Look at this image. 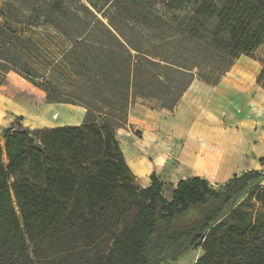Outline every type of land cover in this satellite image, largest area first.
<instances>
[{"label":"trees","instance_id":"obj_1","mask_svg":"<svg viewBox=\"0 0 264 264\" xmlns=\"http://www.w3.org/2000/svg\"><path fill=\"white\" fill-rule=\"evenodd\" d=\"M263 41L264 0H5L0 72L85 115L0 127V264H165L196 248L194 264H264L250 208L264 210V168L218 188L180 179L166 198L154 172L138 184L116 137L132 100L171 112Z\"/></svg>","mask_w":264,"mask_h":264},{"label":"crops","instance_id":"obj_2","mask_svg":"<svg viewBox=\"0 0 264 264\" xmlns=\"http://www.w3.org/2000/svg\"><path fill=\"white\" fill-rule=\"evenodd\" d=\"M263 66L259 58L242 55L216 85L194 80L166 120L162 113L147 110L140 129L145 152L131 146L121 148L142 187L150 185L152 172L170 180L172 190L180 179L188 177H201L218 188L234 175L264 168V78L260 77ZM16 105L18 110L7 109L0 115V126L13 122L4 117L9 111L14 117L22 116V125L31 129L35 106L20 102ZM75 116L81 120L84 115H70L69 119ZM163 124L178 133L173 135L178 140L174 166L168 167L166 157L160 156L163 151L152 137L157 138L158 133L153 126L159 128ZM120 129L116 131L117 138Z\"/></svg>","mask_w":264,"mask_h":264},{"label":"rangeland","instance_id":"obj_3","mask_svg":"<svg viewBox=\"0 0 264 264\" xmlns=\"http://www.w3.org/2000/svg\"><path fill=\"white\" fill-rule=\"evenodd\" d=\"M4 1L5 0H0V7ZM261 55H264V41L254 53V56L259 58V60L264 64V58ZM260 77L264 78V66ZM0 86V115L7 109L14 111L19 109L16 105V102L19 101L15 100V98L24 103L32 105L33 107L35 106V116L31 117L29 123L31 130L48 126L73 124L76 122L80 124L83 121L84 116L81 120L76 116L70 120L69 116H80V113L85 115L84 108L77 105L63 103H47L43 98V93L39 89L35 88L28 81L16 75L14 72H8L7 74L0 72ZM19 88L24 89L26 93L20 91ZM147 110L156 111L160 114L162 113V118L164 120H166L165 118H168L172 114L170 111L165 109H159L156 107V103L154 102L142 100L141 98L132 100L127 110L126 122L124 125H122V127H120L121 129L117 138V140L119 139L118 142L120 141V148L125 149L127 146H131L132 148H136L138 150L141 149V151H143L142 153L145 152L142 146V132L140 129L142 128V118H145ZM4 115L5 119L11 118L13 121H15L14 115L10 114L9 111H7ZM0 123H2V120H0ZM153 128L158 132L157 138L152 136L153 140L163 151L160 152V156L163 158L166 157L165 159L168 163V167L174 166V157L177 151L178 140H176L173 135L178 133L175 132L174 129L168 124H163V126L159 128L153 126ZM158 178L162 184H165L163 186L164 197L169 198L172 182H170V180L166 179L165 177L163 178L165 181L160 177ZM138 184L141 185L139 182ZM250 203V208L253 215H257L259 218L264 219V210L260 207V204L255 200H251ZM202 254L203 251L201 248H196L189 251L177 261L167 262L165 264H194L195 260Z\"/></svg>","mask_w":264,"mask_h":264},{"label":"bare ground","instance_id":"obj_4","mask_svg":"<svg viewBox=\"0 0 264 264\" xmlns=\"http://www.w3.org/2000/svg\"><path fill=\"white\" fill-rule=\"evenodd\" d=\"M0 143H1V145H3V143H4V140H3V139H1Z\"/></svg>","mask_w":264,"mask_h":264}]
</instances>
